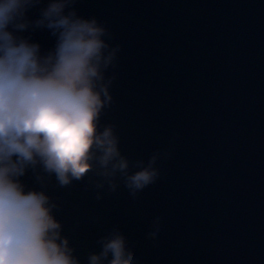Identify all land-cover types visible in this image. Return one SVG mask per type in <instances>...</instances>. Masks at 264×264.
I'll use <instances>...</instances> for the list:
<instances>
[{"label": "water", "instance_id": "water-1", "mask_svg": "<svg viewBox=\"0 0 264 264\" xmlns=\"http://www.w3.org/2000/svg\"><path fill=\"white\" fill-rule=\"evenodd\" d=\"M158 150L171 158L139 198L122 183L99 201L91 189L62 221L81 264L114 226L141 264H264V0L210 1L122 152Z\"/></svg>", "mask_w": 264, "mask_h": 264}, {"label": "clouds", "instance_id": "clouds-1", "mask_svg": "<svg viewBox=\"0 0 264 264\" xmlns=\"http://www.w3.org/2000/svg\"><path fill=\"white\" fill-rule=\"evenodd\" d=\"M78 0H0V264H81L59 205L45 190L29 188V171L42 189L88 181L96 200L121 183L133 199L161 178L158 163L171 152L131 160L117 125L103 123L114 103L122 46L97 17L79 15ZM41 5H43L41 7ZM39 8V18L28 13ZM46 29L55 45L42 51L23 33ZM112 71L109 76L108 72ZM156 217L146 238L161 232ZM87 264H141L128 237L114 226L97 241Z\"/></svg>", "mask_w": 264, "mask_h": 264}]
</instances>
